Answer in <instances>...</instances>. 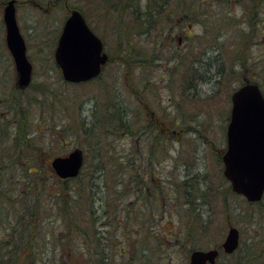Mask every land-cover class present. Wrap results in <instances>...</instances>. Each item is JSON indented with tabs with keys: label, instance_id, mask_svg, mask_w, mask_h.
I'll use <instances>...</instances> for the list:
<instances>
[{
	"label": "rangeland",
	"instance_id": "1",
	"mask_svg": "<svg viewBox=\"0 0 264 264\" xmlns=\"http://www.w3.org/2000/svg\"><path fill=\"white\" fill-rule=\"evenodd\" d=\"M21 1L17 21L32 63L25 87L0 27V254L13 264H92L88 237L73 249L81 230L89 233V211L78 216L79 208L61 205L70 203L67 189L81 199L91 188L119 207L116 191L138 205L131 221L119 223L127 226L122 232L114 227L128 236L127 250L113 231L118 240L107 243L109 227L99 234L111 264H126V254L129 264H188L191 250L220 246L229 225L240 229L241 248L262 250L264 243L251 241L264 237V196L256 203L234 192L221 156L233 90L249 78L264 93V0H186L181 8L169 0L170 20L153 2L147 20L146 0H60L46 10ZM36 1L46 7L49 0ZM65 1L101 36L109 57L89 81H65L54 62ZM184 11L187 19L179 18ZM75 147L84 164L65 182L51 160ZM36 182L32 203L24 196ZM147 197L153 208H144ZM24 203L35 216L13 212Z\"/></svg>",
	"mask_w": 264,
	"mask_h": 264
},
{
	"label": "water",
	"instance_id": "2",
	"mask_svg": "<svg viewBox=\"0 0 264 264\" xmlns=\"http://www.w3.org/2000/svg\"><path fill=\"white\" fill-rule=\"evenodd\" d=\"M14 1L8 0L3 9L5 41L15 64L17 84L24 87L30 82L32 64L17 24ZM53 55L63 79L68 82H82L98 76L108 60L101 38L77 8L71 9L64 19ZM221 158L223 174L231 189L248 201L260 200L264 193V95L255 82L246 80L231 94L226 149ZM82 164L83 151L79 147L51 160V166L60 178L76 176ZM238 244L239 229L229 225L220 248L231 253ZM218 254L216 247L193 249L188 264H214Z\"/></svg>",
	"mask_w": 264,
	"mask_h": 264
},
{
	"label": "trees",
	"instance_id": "3",
	"mask_svg": "<svg viewBox=\"0 0 264 264\" xmlns=\"http://www.w3.org/2000/svg\"><path fill=\"white\" fill-rule=\"evenodd\" d=\"M146 1H147L146 8H147V12H148L147 13V17H148L147 20L150 19V15H153L152 10H150V6H151L149 4L150 2L154 3V6L156 8L155 10L158 11V14L160 13V11H163L165 13V15H167V12L170 14L169 11H166L167 10V5L166 4L169 3V0H153V1L152 0H146ZM59 2H60V0H54L53 3H52V7L54 5H56V4H58ZM65 3H66V1L64 2V6L65 7L67 6L66 9L69 11V9H71L73 6H70L69 4H67V3L65 4ZM32 6H33V4H32ZM47 6L49 8L51 7V5H49V4ZM46 7L43 6V8H46ZM43 8L35 7V9H37V10L43 9ZM49 8H46V9H49ZM46 9H44V10H46ZM170 19H171V14L168 17V20H170ZM168 22H170V21H168ZM56 68H57V66H56ZM119 112H120L119 109H116V113H119ZM114 113L115 112L111 113V117H113ZM110 119L113 120V118H110ZM125 124L126 123L123 122L124 126H125ZM20 148L23 151V148L21 146H20ZM99 170H100V168H99ZM145 170H147V173H150V176H152V177L155 176V171L154 170L151 171L152 170L151 167L146 166ZM100 173H101V170H100ZM38 175H39V173H38ZM74 178L75 177L67 178V179H64L63 181L71 182L72 180H74ZM39 186L40 185L38 184V182H36L33 185L27 187L26 188V192H25L26 196H24V198H26L27 196H30V199L32 200V203H37L38 202L37 193L40 190ZM61 191H62V193L65 191L63 189V186H61ZM61 191H59L56 195L60 196L61 195L60 194ZM67 193H68V198H69L70 203H68V202L66 203L63 200L61 205L62 204L70 205L69 208H72V210L73 209L75 210V209L79 208L81 210V212L78 213V216H83L82 211L84 209H86V210L89 211L88 217L90 216V219H91V221H89V223L87 224V226L89 228V233L86 231V229L81 230L82 231L81 232V236L82 237H80V242L77 245L72 243L74 245L73 249L74 250H79V251L82 250L84 248L82 240H84V237H88L87 238L88 239L87 240V245H89V249H90L89 254L93 255V257L91 258L92 259V264H111V263H113L112 260H111V257H109V255H108L107 247H105V246H106L107 243H111L112 241H117L118 240V239H115V238L112 237V231H113L114 234H116V237L119 238V248H121V249L123 248L124 250H127V246L126 245L129 243L128 236L122 235L120 237V233L114 227L117 226L118 229L120 230V232H122L121 231L122 228L124 226L125 227H127V226L119 224V223H121V221H123L122 219H128L129 217H130V221H131L132 218L136 216V215L134 216L133 212H134V209H138V205L134 204V199L131 201V203H129L128 199H126L125 197H122L121 194L118 191H116V196H115L114 201L120 200L119 203H121V207H119V205L114 204L113 202H111L110 199H107V200L97 199L95 197V194L93 193L92 188L87 193L82 194L83 198H81V199L74 198L72 195L76 194V193L73 192L71 194V189H67ZM21 194L23 195V193H21ZM151 196H153V195H151ZM147 198L150 199V201L145 200L146 205H144V208L147 207L148 204H150L152 206L151 208H153V203H152L153 202V198L152 199L150 197H147ZM98 201H100V204H103V207L105 209H101V211H99V206L96 204ZM256 203H261V201H258ZM58 207L60 208V205ZM14 208L15 209H19L17 205H15ZM21 209L22 210L19 209V210H15L13 212H16V211L22 212L23 211L21 213V215H20L21 217L25 216L26 214H32L33 216H35V211L36 210L35 209H31L30 206L27 205V204L24 203V205H23V207H21ZM97 213H99V214H97ZM64 217H66V213L65 212H64ZM102 217H104L105 219L102 220ZM71 218H72V222H73L74 216L73 217L70 216V219ZM95 218H97L96 220H100L101 219L98 224H96ZM114 219L116 220L115 223H113ZM108 222H109V224H108ZM110 222H112V223H110ZM69 226H70V228H73V226L71 224ZM105 227H109L108 230H107L108 235H109V237L107 238L108 242L107 243L103 242V245L101 246V238H102V236H99V234L104 231ZM257 240L259 242H257V241H251V242H256V243H259V244L260 243H264V237H262L260 239H257ZM84 242H86V241H84ZM110 249L113 250L114 246L110 245ZM139 251H140V254H143V253H147L148 249L147 248H141ZM262 251L264 253V247L262 248V250L260 249L258 252H250V251H247L245 248H241L239 246L237 248V250H235L231 254L222 253L219 256L216 264H218V263H220V264H259L260 259L262 257V254H261ZM68 253H70V255L75 254L72 249H70L68 251ZM118 253L120 254V252H118V249H117L115 257L118 255ZM63 255H64V253H63ZM148 256H150V254ZM10 258H9V255H3V254L1 255L0 254V264H6V263L7 264H13V263H15V262L9 261ZM130 258L131 257H129L128 260H127V254H126V261H125L126 264H129L131 262ZM145 260H146L145 262L147 263V258ZM219 260H221V261H219Z\"/></svg>",
	"mask_w": 264,
	"mask_h": 264
},
{
	"label": "flooded vegetation",
	"instance_id": "4",
	"mask_svg": "<svg viewBox=\"0 0 264 264\" xmlns=\"http://www.w3.org/2000/svg\"><path fill=\"white\" fill-rule=\"evenodd\" d=\"M7 1L8 0H0V27L2 28V30H3V46H4V48H5V52H7V56L9 57V61H10V63H11V67H13V68H15V65H14V62H13V58H12V56H11V54H10V51H9V49H8V47H7V45H6V41H5V25H4V21H3V9H4V7H5V5L7 4ZM186 0H180V8H181V6H182V4H184V2H185ZM32 2H33V4H35V7H41V8H43V6L41 5V4H39L36 0H32ZM22 3H24V1H21V0H15L14 1V6H15V15H16V19H17V9H18V6L20 5V4H22ZM52 1H48L47 2V5L49 4V5H51V7H52ZM34 6V5H33ZM50 7V8H51ZM67 7V6H66ZM46 8H49L48 6L46 7ZM46 8H43V9H46ZM179 18H181V19H183V18H185V19H187V15H186V12L184 11L182 14H181V16L179 17ZM18 22V21H17ZM87 23H88V25H89V27L94 31V33H96V35H98L100 38H101V36L95 31V29L90 25V23L87 21ZM186 23V22H185ZM188 23H190V22H188ZM19 26V25H18ZM20 29V28H19ZM217 35V34H216ZM102 39V38H101ZM182 38L181 37H179V40H181ZM102 42H103V39H102ZM103 47H105L104 46V42H103ZM104 51H106L105 50V48H104ZM53 58H54V56H53ZM54 62H55V60H54ZM56 64V63H55ZM106 65V63L102 66V68H104V66ZM57 66V65H56ZM58 67V66H57Z\"/></svg>",
	"mask_w": 264,
	"mask_h": 264
},
{
	"label": "bare ground",
	"instance_id": "5",
	"mask_svg": "<svg viewBox=\"0 0 264 264\" xmlns=\"http://www.w3.org/2000/svg\"><path fill=\"white\" fill-rule=\"evenodd\" d=\"M228 121H229V120H228ZM239 246H240V245H239ZM239 246H238V247H239ZM188 261H189V259H188Z\"/></svg>",
	"mask_w": 264,
	"mask_h": 264
}]
</instances>
